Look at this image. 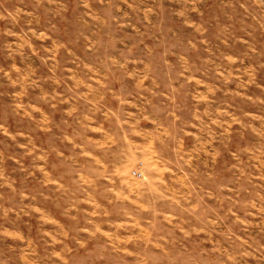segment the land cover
Masks as SVG:
<instances>
[{"label": "rangeland", "instance_id": "374dc122", "mask_svg": "<svg viewBox=\"0 0 264 264\" xmlns=\"http://www.w3.org/2000/svg\"><path fill=\"white\" fill-rule=\"evenodd\" d=\"M62 29L70 31L61 49L71 59L146 57L152 46L150 58L197 60L175 69L180 76L193 70L202 80L187 79L181 97L194 107L202 87V100L211 111L222 109L225 126L245 123L240 138L253 145L244 155L254 154V171L262 170L264 0H0V264H237L233 251L264 252L263 226L248 242L231 212L222 226L214 216L206 220L197 175L193 194H177L168 211L164 196L155 203L135 193L110 200L101 186L72 178L71 162H56L54 136L45 132L43 141L52 146H40L41 123L55 127V63L49 62ZM131 44L138 49L129 50ZM158 69L171 74L170 66ZM166 80L161 90L172 85ZM229 145L225 182L230 162L238 161L235 151L247 149ZM136 169L141 178L131 175ZM128 176L144 181V163L138 160ZM88 187L98 193L87 194Z\"/></svg>", "mask_w": 264, "mask_h": 264}, {"label": "crops", "instance_id": "0c3cea01", "mask_svg": "<svg viewBox=\"0 0 264 264\" xmlns=\"http://www.w3.org/2000/svg\"><path fill=\"white\" fill-rule=\"evenodd\" d=\"M62 30L65 33L56 34L59 41L63 37L56 45L55 62H49L55 63V75L51 78L55 82L51 85L55 127L41 123V129L46 128L41 131L40 146H52L43 141L45 132L54 136L56 162L59 158L71 162L72 178L87 180L94 189L101 186L110 200L116 194L135 193L143 198V203H155L158 196H164L168 211L175 210L177 194H193L192 178L197 175L203 196L200 210L206 212V220L212 221L214 216L215 225L222 226L225 212H231L234 227H244L247 241H253L255 228L264 227V161L259 167L262 170L254 171L255 155H244L253 145L252 140L240 138V127L246 129L245 123L231 122L225 126L222 109L216 107L211 111L202 100V87L194 107L181 97L187 79L202 80L193 70L180 76L175 69L180 65L197 66V60L180 64L150 58L152 46H146V57L95 60L87 55L71 59L61 49L70 31ZM84 44L89 48L88 42ZM136 45L131 44L128 49L137 50ZM161 66H170L171 74L161 73ZM44 78L47 81L48 75ZM162 80L172 85L161 90ZM40 87L43 96L47 95V85ZM40 108L43 113L42 105ZM247 125L249 128L250 122ZM230 143L247 149L235 151L238 161L230 162L231 173L225 182L224 149ZM138 160L144 163L146 178L137 183L131 181L128 172ZM52 177L57 179L59 175ZM179 183H184V189ZM92 193L98 192L88 187L87 194ZM226 201L232 204L230 208L225 207ZM238 239L244 241L243 237ZM232 258L237 259V264H264V252L233 251Z\"/></svg>", "mask_w": 264, "mask_h": 264}, {"label": "built area", "instance_id": "2783aa9c", "mask_svg": "<svg viewBox=\"0 0 264 264\" xmlns=\"http://www.w3.org/2000/svg\"><path fill=\"white\" fill-rule=\"evenodd\" d=\"M131 175H132L133 177H135V178H141V177H142V173H141L138 169H136V170H132V171H131Z\"/></svg>", "mask_w": 264, "mask_h": 264}]
</instances>
